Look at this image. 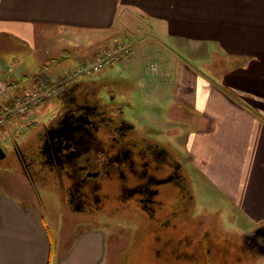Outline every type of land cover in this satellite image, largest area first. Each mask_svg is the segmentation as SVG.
I'll return each mask as SVG.
<instances>
[{
	"label": "crops",
	"instance_id": "1",
	"mask_svg": "<svg viewBox=\"0 0 264 264\" xmlns=\"http://www.w3.org/2000/svg\"><path fill=\"white\" fill-rule=\"evenodd\" d=\"M62 31L121 40L132 52L118 69L149 59L155 69L149 65L146 79L132 80L145 96L159 90L165 121L182 128L177 140L187 146L188 163L230 205L222 215L228 212L232 231L242 242L264 227V0H0V56L10 55L12 66L20 63L13 54L35 55ZM43 60L37 64L45 70L32 71L37 85L27 80L21 90H44L43 83L56 80ZM191 60L202 61L204 70ZM11 65L0 57V108L5 97L21 93L12 94L18 82ZM14 199L0 194V264L106 263V234L95 230L51 259L42 217Z\"/></svg>",
	"mask_w": 264,
	"mask_h": 264
},
{
	"label": "flooded vegetation",
	"instance_id": "2",
	"mask_svg": "<svg viewBox=\"0 0 264 264\" xmlns=\"http://www.w3.org/2000/svg\"><path fill=\"white\" fill-rule=\"evenodd\" d=\"M108 76L98 78L99 88L76 81L75 87L68 85L55 95L46 123L34 127L19 145H11L8 171H21L31 193L39 187L51 195L60 215L68 220L73 215L90 223L98 219L115 223L119 218L130 224L121 254L138 252L150 236L158 256L167 250L176 263H207L210 223L216 230L224 227L221 233L231 231L225 228L228 212L222 215L223 206L215 207L217 211L194 207L197 182L182 152L169 144L173 133L168 135L170 130L164 127L154 135L160 141H155L137 130L125 116L137 107L124 84L130 82L136 92L138 86L124 75L115 81ZM205 213L216 218L207 223ZM117 258L122 264L123 255Z\"/></svg>",
	"mask_w": 264,
	"mask_h": 264
},
{
	"label": "rangeland",
	"instance_id": "3",
	"mask_svg": "<svg viewBox=\"0 0 264 264\" xmlns=\"http://www.w3.org/2000/svg\"><path fill=\"white\" fill-rule=\"evenodd\" d=\"M101 36L102 38H104V40L100 38ZM57 37V40L52 41V44L49 48L43 49L39 51V53H35V55L27 53L25 54V52L23 51H19L15 55L13 54V56L20 61L19 65L16 67L10 64V61L12 60L10 59V55L3 54V56H0L8 65H11L14 68V72L12 75L14 78H17L16 82H18L17 88L15 87V90L12 91V94L14 95L15 92H19V90L22 89V84H25V81L28 80L30 83H32V71H35V69L38 68L37 63H39L40 61H44V58L46 62L50 63L48 65L49 71L53 70V73H51V75H53V78L56 77V80H54L51 84V79L48 81V83H46L47 81L43 83L45 87L44 90L28 88V90H21V93H17L16 98L12 100H10L8 97H5V101L2 102L1 108L2 106L6 105V103H14L20 100L25 95H30L31 97L34 94L42 93V97L48 96L47 93L49 91H52V89L53 95H59L61 94L64 85H68L71 81L76 80V74H73V72L68 69L77 66L78 60L85 62L87 60H91L97 54L103 52L105 49H109L114 44H122L130 48L128 45L123 44L119 39H116V41L112 42H110L109 38L108 40H106L105 33L92 34L74 32L71 34H66L62 31V33H59ZM94 52L95 54L91 56V54ZM89 56L90 59H87ZM80 63L81 62H79V64ZM149 63L150 61L147 58H145V61L140 59V62L139 60H136L131 65L126 67L121 65L119 71L120 73H117V71L114 70L115 66L112 67L114 71L110 69V72H112L114 78L124 75V77L132 80V77L133 79H135V77L137 78L140 74V76H142V79H146L147 76H149V70L148 73L146 72V68H149ZM191 66H194L196 69L204 70L203 63L200 60H191ZM150 68H153V65L152 67L150 65ZM39 70L45 69L39 67L38 71ZM20 74H24L25 76H27V78L23 79ZM59 77H63L62 80L59 79ZM36 81H38L37 78H35L34 82L30 85H37ZM58 81H60V83L57 85ZM125 83L126 84H124V86L128 87L130 95H132V103L137 107L135 111H126L125 116L127 119H129V122L132 123L134 127L142 134L151 135L150 138H153L155 141H160L156 136H154L159 133L160 130H163L164 127L167 128L174 126L168 128L170 131L167 130V132L169 131V133H167L168 135L173 133L168 139L169 141H171L169 144L173 143L176 146V150L182 152L183 157L186 158L187 146L184 145V143L183 145L179 144L180 140H177L182 135V128H179V126L177 125H170L165 121L166 117H164L165 111L163 108H165L166 105L165 103H162L163 101L159 100L160 94L157 93L159 90H156V87L150 88L148 89L150 95L147 94V96H145L146 93L143 94L142 90L140 92H133L132 90H130V82L125 81ZM137 84L139 83L137 82ZM122 90L126 95V91L124 89ZM49 103L50 102L45 100L41 105L32 107L29 110V113L25 115L15 116L13 117L14 119L12 118L11 122L9 120L6 121V126L3 129H0V147L5 153V158L0 161V171H6L5 173L0 172V194L15 198L14 201L17 202L18 205H21L28 209L31 206V209L36 210L39 216L42 217L43 226L48 229L49 238L52 239L51 244L53 256L51 257V259H53V257L58 258L59 256L64 255V252L67 251L72 242L77 241L88 231L95 230V232H102V236L106 234L104 249L107 251L105 264H108V262L111 261L110 259L116 258L117 260V257L121 255V251L125 250L124 247L127 244L128 236L131 233V230L129 229L130 224L123 223L119 218L115 223L106 221L104 222L103 220L100 221V219L94 221L93 223H90L87 222L86 219L84 221H81L82 219L75 220V216L73 215L71 217L74 220H72L71 217L68 220L66 217L60 215V211H58V207L55 204V199H53L51 195H47L46 193L41 192L43 190H41L39 187L38 190H36L37 192L33 191L31 193L27 189L26 182H24L20 173L21 171H8L10 169V164L12 163L11 157H9L11 156V145L14 142L19 145V143L22 142L25 137L29 136L31 130H34V127L36 129L42 126L43 122L46 123L50 116L49 114L52 111L51 105H49ZM172 113V115H174V112ZM9 117L11 118V116ZM185 123L186 122H184L185 127L183 128L186 134L188 130L192 129L189 127L188 123ZM174 130H178V135L174 133ZM151 131L155 133H152ZM187 165L189 173L193 175V178L197 182V186L194 187L193 193L195 198L194 207L196 209H198L199 207H203L211 211V209L215 210V207L217 206H224L225 210L227 211L230 205L225 200H222V197L220 198L214 191V189L207 184L203 175L195 169L194 165H192L191 162H189ZM35 188L36 187H34V189ZM39 191L41 193H38ZM204 215V221H206L207 223L214 221V219L216 218L213 213H205ZM105 223H107L108 226L105 225ZM222 228H220V230ZM225 228L231 230L223 233V235L227 236L226 241H219L217 239V242L214 241V237L210 236L212 237L209 239L211 242L209 246L210 252L209 255H207L208 262L206 263L204 262L205 260H203L205 264H253V262L255 261L264 259V254L256 252L253 247H249L244 243H240L241 238L236 236V232L232 231L234 229V226L233 223H231L229 220L225 222ZM229 239L232 241L235 240L237 243H239L238 246L232 245ZM134 244L136 243H131V245ZM135 246L140 245L136 244ZM223 246L227 248L224 249ZM140 247L141 248L139 249V251L134 252V254H132L131 256L122 254L124 257L122 258L123 264H192L190 262H184L182 260L181 262L176 263L175 261H173L170 253L167 250L164 251L163 256L156 255L155 250L157 248V244L155 240H153L150 236L146 237L143 240V244ZM220 249L221 254L219 255L218 251Z\"/></svg>",
	"mask_w": 264,
	"mask_h": 264
},
{
	"label": "built area",
	"instance_id": "4",
	"mask_svg": "<svg viewBox=\"0 0 264 264\" xmlns=\"http://www.w3.org/2000/svg\"><path fill=\"white\" fill-rule=\"evenodd\" d=\"M130 51H131L130 48L122 44L121 45L114 44L109 49H105L100 54H97L91 60H87L86 62L81 61V63L76 66L75 70L73 71V74H76V77L83 75L90 76V75L98 74L100 70H102L107 66H110V64H112V62H114L115 60H121L122 58L128 57L130 55ZM154 69L155 66L153 65L152 70ZM60 81H58L57 85L60 83ZM52 93H53V89L52 91H49L47 95L48 96L50 94L52 95ZM43 97H42V93L34 94L31 97L30 95L29 96L25 95L20 100L14 103H6V105L2 107V111H1L2 113H0V129H2L6 125L5 123L7 117L9 116L15 117L18 115L27 114L29 108L35 105L36 103L40 102L43 99Z\"/></svg>",
	"mask_w": 264,
	"mask_h": 264
},
{
	"label": "trees",
	"instance_id": "5",
	"mask_svg": "<svg viewBox=\"0 0 264 264\" xmlns=\"http://www.w3.org/2000/svg\"><path fill=\"white\" fill-rule=\"evenodd\" d=\"M101 53V52H100ZM99 53V54H100ZM130 53H131V51H130ZM87 59H90V58H87ZM79 62H81L80 60L78 61V64H79ZM121 62V60H115L114 62H112V64H110V66H107V67H105V68H103L102 70H100L99 72H98V74H94V75H90V76H77L76 77V80H74V81H71L68 85L70 86V87H75V82L76 83H78L79 85H82V86H87V85H91V87H97V86H99L98 84H99V82H100V80H98V78L99 79H101V78H103V77H109L108 75H110V78H111V80L112 81H115L117 78H114V77H112L113 75H112V72H110V69L111 70H113L112 69V67L113 66H115V69L114 70H116V69H118V67H117V65L119 64ZM75 68H76V66L74 67V69H71V71L73 72L74 70H75ZM113 70V71H114ZM118 70H120V69H118ZM118 70H116V71H118ZM104 72V73H103ZM103 73V74H102ZM118 73V72H117ZM95 80H98V81H96L95 82ZM131 82L133 81V80H130ZM134 83V86H138L135 82H133ZM94 86H93V85ZM68 85L66 84V85H64V88L62 89V91L64 90V89H67L68 88ZM97 85V86H96ZM131 86V85H130ZM97 88H99V87H97ZM129 89L130 90H132V91H134L135 90V92H136V90H137V88L135 89V87H134V89H132V86L131 87H129ZM53 97V98H52ZM49 98L50 99H52V104H51V106L53 105V100H54V95L52 94V95H50V96H44L43 97V99L40 101V102H38V103H36L35 105H33V106H31L30 108H29V110L32 108V107H37V106H39V105H41L45 100H47V101H49ZM8 103H10V102H8ZM1 109V108H0ZM2 111V110H1ZM0 113H2V112H0ZM12 118L13 117H7L6 118V121H11L12 120ZM14 119V118H13ZM214 241H217L218 242V240L215 238V240ZM220 241V240H219ZM241 244L242 243H244L245 245H248L246 242H245V240L244 241H242V242H240ZM234 245V244H233ZM223 248L224 249H226L227 247H225V246H223Z\"/></svg>",
	"mask_w": 264,
	"mask_h": 264
},
{
	"label": "water",
	"instance_id": "6",
	"mask_svg": "<svg viewBox=\"0 0 264 264\" xmlns=\"http://www.w3.org/2000/svg\"><path fill=\"white\" fill-rule=\"evenodd\" d=\"M168 145L167 148L170 147L169 144H166ZM166 148V146H165ZM171 148V147H170ZM5 158V153L3 151V149L0 147V161L3 160ZM210 227L208 228V234H209V237L212 236L214 237V239H218V240H227V237L225 235H223V233H221V230H216V225H214L213 223H210ZM221 234V235H218V234ZM210 237V238H212ZM244 240L245 242L248 244V245H251V247H255L257 250H259L260 252L264 253V227L263 226H260V227H257V229H255V231L244 237Z\"/></svg>",
	"mask_w": 264,
	"mask_h": 264
}]
</instances>
